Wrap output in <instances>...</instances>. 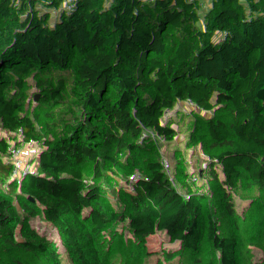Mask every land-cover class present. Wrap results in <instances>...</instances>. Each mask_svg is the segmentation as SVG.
<instances>
[{"label": "trees", "instance_id": "trees-1", "mask_svg": "<svg viewBox=\"0 0 264 264\" xmlns=\"http://www.w3.org/2000/svg\"><path fill=\"white\" fill-rule=\"evenodd\" d=\"M194 1L24 0L0 24V264H136L124 244L148 231L174 243L159 250L166 264H246L262 251L264 0L209 10L152 51L157 28ZM209 29L225 53L217 69L207 47L186 55ZM115 54L131 59L116 67L115 109L158 105L152 119L173 130L163 161L157 131L104 133L118 115L100 101L70 138L71 120L55 116L73 109L70 95L88 99ZM26 123L38 124L37 141L13 152Z\"/></svg>", "mask_w": 264, "mask_h": 264}, {"label": "built area", "instance_id": "built-area-1", "mask_svg": "<svg viewBox=\"0 0 264 264\" xmlns=\"http://www.w3.org/2000/svg\"><path fill=\"white\" fill-rule=\"evenodd\" d=\"M3 0H0L2 2ZM218 7V0H195L192 6V9L188 13H184L180 16L179 20L173 25V28L169 27V24H163L159 26L156 30L157 39H154L151 44L147 45L151 46V50L158 48L163 40L168 35L175 33H188L195 29L196 22H202L205 20V17L209 10L215 9ZM18 18L21 22H27V13L25 11H21L18 13ZM218 21V18H215ZM168 33V34H167ZM167 34V35H165ZM165 35V36H163ZM160 37V38H159ZM146 46V47H147ZM207 50L211 53L212 56H220L225 55V53L219 50L217 47H212L211 45H206ZM134 53H138L140 57L137 59L140 65L144 66L146 64L147 58L149 54L147 50H142L141 47H137L134 50ZM120 61V57L118 54L112 55L108 57L101 67L99 68L95 79H99L104 82V91L101 99L102 106L104 110L109 112H114L118 115L117 123L114 125H108L104 128V133L115 134L120 130L128 129L132 126H135L134 123L141 119L140 106H128L125 108L116 111L115 109V92H116V81L118 73L116 70V66ZM207 66L210 68H214L211 62L206 61ZM81 119L79 120V122ZM138 125V124H137ZM140 126V125H138ZM146 127V126H145ZM149 133L154 132L152 129H147ZM39 132V126H28L25 129L22 137L17 141L19 145L31 146L37 141ZM145 236L149 239H153L154 241H158V238L151 232H146ZM134 247V243L126 242L124 244V250L122 251V256H125L129 250ZM104 264H115L113 262H105Z\"/></svg>", "mask_w": 264, "mask_h": 264}, {"label": "rangeland", "instance_id": "rangeland-1", "mask_svg": "<svg viewBox=\"0 0 264 264\" xmlns=\"http://www.w3.org/2000/svg\"><path fill=\"white\" fill-rule=\"evenodd\" d=\"M23 1L24 0H6V1L3 0L2 2H0V24H2L3 22L9 23L11 18L15 14V10H16L15 7L20 2H23ZM202 33H203V30L200 31L199 34H195L192 36L193 34L192 33L189 35V37L191 36L192 37L190 38L191 39L190 44L188 43L189 46H188L186 55L190 54L189 52L190 47L193 44H196L193 38H195L198 43L196 45L197 47L193 48L194 49L193 51H197L199 48L206 46L204 44H201V42L206 43V41H210V38L207 40L208 35H205ZM130 61L131 59L126 56L124 59L120 60L117 65H126ZM118 68H121V67L119 66ZM3 84H4V81L0 77V90L3 88ZM61 90L62 89L59 88V91H57L56 93L60 92ZM99 92L100 91L98 89V92L95 93L93 98H97L100 95ZM243 99H246V97H243ZM68 103L72 104L73 111L70 110L69 108H65L61 110L60 112H58L55 116L57 117V119L62 120V121L71 120V123L69 125V134L67 136V138H70L73 130L80 123L79 120L81 119L82 116L86 114L88 100L86 98L83 101L81 98V95L74 93L70 95V97L68 98ZM145 107H147V110L149 112L146 111V115L141 116L142 119H140L134 124L135 125L141 124L142 126H146L147 129H152L153 131H157L159 133V136H160L159 146H160L161 152L157 155V158L158 160L163 161L165 160V150H166L167 143L172 139V136H173V130H172L171 125L168 122L160 120V119L159 120L152 119V114L157 112L158 105L151 103L150 105L145 106ZM25 125H26V128L28 126H36V125L38 126V124H27V123ZM0 141L2 144H6L9 142V140L4 137H0ZM10 146L13 152H15L16 149H19V147H21L17 143V141L14 142V140L10 142ZM177 170H179V167ZM263 193H264V186H263ZM26 228L29 231L30 224H28ZM140 243L141 245H139ZM140 243H136V246H137L136 251L130 257V259H133L136 262V264H166V256L161 254L159 250L165 252V250H170L175 246L174 243H164L160 240L154 241L153 239H141ZM150 250L151 252H149ZM142 251L145 255H143ZM246 264H264V248L259 254L253 257H250V259H247Z\"/></svg>", "mask_w": 264, "mask_h": 264}, {"label": "crops", "instance_id": "crops-1", "mask_svg": "<svg viewBox=\"0 0 264 264\" xmlns=\"http://www.w3.org/2000/svg\"><path fill=\"white\" fill-rule=\"evenodd\" d=\"M237 1H239V0H218V7H221V6H223V5H229V4H232V3H235V2H237ZM202 34H205V35H208V38H207V40L210 38V41H206V43L205 42H201V44H204V45H207V44H209V45H211L212 47H216V45H215V32L213 31V30H211V29H209L207 32H204L203 31V33ZM194 39V42H196V44H193L191 47H190V49H189V52H193L192 53V55H193V58L196 60V59H198V58H200L201 59V54H200V49L201 48H199L197 51H193L194 49V47H197L196 45L198 44L197 43V41H196V39L195 38H193ZM199 46V45H198ZM206 47V46H205ZM225 55H220V56H212L211 55V53L210 52H208V53H206L205 54V61H209V62H211V64H212V66L214 67V68H218V66H219V62H218V59L219 58H223ZM127 65V64H126ZM126 65H120V67L121 68H124ZM98 89H99V93H100V95L97 97V98H93L94 97V95H95V93H97L98 92ZM103 91H104V82H101V83H99V85L90 93V95L88 96V104H91L92 102H96V101H100L101 102V99H102V95H103ZM93 98V99H92ZM144 104V105H143ZM141 106H140V113H141V116H145L146 115V111L147 112H149L148 110H147V107H145V106H148V105H150V104H147V103H143ZM69 113V112H68ZM142 119V118H141ZM140 126H142L141 124H140ZM141 239H149L147 236H145V233H141V234H138L137 236H136V240H135V242L133 241V243H134V247L132 248V249H136V243H140V240ZM139 245H141V243L139 244ZM136 251V250H135ZM128 254V252L127 253H125V256ZM124 256V257H125ZM133 257V256H132ZM131 260H133V259H131ZM134 261V260H133ZM135 262V261H134Z\"/></svg>", "mask_w": 264, "mask_h": 264}]
</instances>
